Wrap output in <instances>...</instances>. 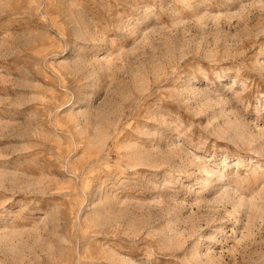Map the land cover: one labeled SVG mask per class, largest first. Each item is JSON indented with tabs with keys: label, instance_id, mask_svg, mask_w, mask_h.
Segmentation results:
<instances>
[{
	"label": "rangeland",
	"instance_id": "obj_1",
	"mask_svg": "<svg viewBox=\"0 0 264 264\" xmlns=\"http://www.w3.org/2000/svg\"><path fill=\"white\" fill-rule=\"evenodd\" d=\"M0 264H264V0H0Z\"/></svg>",
	"mask_w": 264,
	"mask_h": 264
}]
</instances>
